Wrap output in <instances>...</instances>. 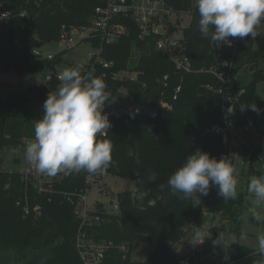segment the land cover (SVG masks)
<instances>
[{
  "label": "trees",
  "instance_id": "1",
  "mask_svg": "<svg viewBox=\"0 0 264 264\" xmlns=\"http://www.w3.org/2000/svg\"><path fill=\"white\" fill-rule=\"evenodd\" d=\"M3 1L14 17L0 45V81L25 82L27 91L0 95V151L7 146L25 147L27 139H35L34 126L43 116V103L61 85L58 79L40 84L38 73L47 68L56 70L57 65H62L63 56L42 59L34 54V49L44 43H57L64 27L71 31L92 25L96 8L104 4V0ZM165 1L178 16L177 24L183 22V15L190 17L188 26L179 29L172 25L171 32H182L176 53H185L190 58L193 71L178 69L164 51L157 49L158 36L140 38L135 18L119 16L128 32L106 47L104 57L114 61L118 69L134 67L143 72L139 82L127 85L133 88L146 111L131 121L112 119L107 132L97 137L98 141L113 146L108 168L102 174L66 173L54 183L51 194L39 193L19 173L0 171V249L15 247L18 261L26 258L28 247L39 249L56 244L53 258L46 264H84L77 248L78 235L84 231L97 242L113 240L128 245L126 252L111 250L105 264H193L195 256L184 255L176 246L183 242L186 227H200L203 210L194 205L195 195L191 199L172 195L167 180L197 149L217 159L231 157L230 143L215 131L225 125V115L222 95L217 92L222 83L206 70L213 66H229L235 88L245 89L230 106L239 124L253 121L260 143L254 146L256 155L251 164L254 158L264 164V100L258 98L259 85L264 82V40L259 47H255V39L250 36L242 39L235 49L227 44L217 46L199 32L197 0ZM23 11L25 16H21ZM70 66L78 69L73 63ZM246 66L252 68L254 77L244 85L237 76ZM162 101L170 103L172 108L159 107ZM254 104L259 113L250 108L240 110ZM153 107L158 109L157 117L147 112ZM152 173L156 174L155 181L149 179ZM105 175L134 179L137 189L118 193L119 210L115 212L97 201L94 214L101 220L81 229L76 213L79 195L91 188L89 177ZM250 175L264 174L251 167ZM237 192L238 199L225 201L218 196V188L212 187L206 196V210L220 213L233 233H241L248 195ZM140 193H146L143 200L137 198ZM26 204L31 208L28 214ZM37 205L41 206L38 215L34 210ZM136 240L154 245L144 261L133 259L132 246ZM214 245L205 241L200 244L206 255L213 253ZM252 255L263 254L237 242L228 246L224 263L237 264Z\"/></svg>",
  "mask_w": 264,
  "mask_h": 264
},
{
  "label": "clouds",
  "instance_id": "2",
  "mask_svg": "<svg viewBox=\"0 0 264 264\" xmlns=\"http://www.w3.org/2000/svg\"><path fill=\"white\" fill-rule=\"evenodd\" d=\"M197 7L199 32L217 46H231L230 37L255 39L264 21V0H197ZM58 79L61 85L43 103V116L34 126L35 142H30L25 149L26 159L47 176L81 171L102 174L110 165L113 147L97 139L111 127L109 116L104 112L110 99L106 82L99 77L82 75L75 68L64 69ZM248 108L260 111L256 104L240 110ZM232 114L230 106L226 116ZM238 175L228 157L217 159L197 149L168 178L167 187L180 199L207 196L210 188L216 187L223 200H236ZM156 178L155 173L149 177L152 181ZM247 191L251 198L248 214L256 222L264 223V176L250 177ZM145 196L146 193H140L137 198L143 200ZM200 239L198 234L190 242L199 244L196 240ZM240 239H247V234L241 233ZM257 242L258 252L264 254V232L257 235ZM214 243L224 247L229 242L215 240ZM176 250L180 247L176 246Z\"/></svg>",
  "mask_w": 264,
  "mask_h": 264
},
{
  "label": "built area",
  "instance_id": "3",
  "mask_svg": "<svg viewBox=\"0 0 264 264\" xmlns=\"http://www.w3.org/2000/svg\"><path fill=\"white\" fill-rule=\"evenodd\" d=\"M96 13V19L93 24L88 27L73 28L71 31L64 27L60 40L57 43H65L68 47L70 44H75L77 41L74 40L72 35L73 31H77L79 35L78 42L80 44L89 45L93 52L88 54L86 63L74 64L82 75L99 77L106 82V91L110 94V99L106 102L104 112L108 114L109 120H135L145 109L136 93L133 92V88L130 89L127 83L135 84L139 82L143 72L134 67L130 69H118L114 61L105 59V49L118 40L121 35L128 32L127 26L119 20V16H131L135 18L138 23L141 32L140 38L146 39L151 35L158 36L156 37L157 49L164 51L174 61L178 69L192 72L193 66L190 58L185 53H176L182 35L179 33H172L171 27L172 25H176L180 28V24L176 23L178 16L172 12L165 0H104V4L96 8ZM25 14L26 11L21 12V16H25ZM13 17V11L6 7L3 0H0V45L4 40V34L9 29ZM229 40L231 41V46H227L235 49L242 39L230 37ZM34 54L39 58L48 60H55L57 56L54 54L44 55L41 48L34 49ZM61 66L62 65H57L56 70L47 68L50 70L49 73L45 74L42 79L38 77L40 84L58 79L61 73L58 69ZM223 67L218 68L213 66L210 69H206L208 72L217 76L222 83L217 89V92L222 95L224 102L225 125L219 127L215 131L216 133L222 134L230 143L232 148L231 157L238 156L239 159L242 158L243 164H245L247 160V162L251 164L253 155H256L255 147L251 145L248 140L250 132L255 128L253 121L250 120L247 124L241 125L238 122L235 112L232 115L226 116L227 108L238 101L239 96L245 92V89L237 90L234 85L235 81L230 74L231 68L229 66L227 68ZM71 68L73 67L70 66V69ZM179 90L180 87L177 88V92H179ZM55 92L56 91H53L49 94H54ZM176 97L177 96H175V98ZM159 107L167 109L172 108L170 103L165 101H162ZM147 112L152 117L158 116L157 108H148ZM106 132L107 129L103 134L98 136L104 135ZM30 142H35V139H27L26 146ZM2 164L3 159L0 157V171H5L2 168ZM8 172L19 173L32 182L39 193L45 194L53 193L54 183L60 181L66 175V173H58L56 176L41 174L29 161H27L25 170ZM103 177L105 176L89 177L88 183L91 188L79 195L76 213L81 220V229L83 226L96 224L101 220L100 216L94 214L97 212V206L92 208L88 202V194L97 184L103 183ZM66 196L70 197L68 194H66ZM70 199L73 201V197H70ZM18 204H21V202H18ZM106 207L108 210L115 212L119 210V203L117 201L114 207H109L108 205H106ZM24 208L27 214L30 213L31 208L29 205H24ZM34 210L35 214H40L41 206H35ZM77 248L84 264H105L107 255L111 250L119 249L126 252L129 249L126 243L116 244L113 240H102L97 242L87 237L84 231H80L78 235ZM188 253L195 256L193 264H199V254H202L199 245L192 244Z\"/></svg>",
  "mask_w": 264,
  "mask_h": 264
},
{
  "label": "rangeland",
  "instance_id": "4",
  "mask_svg": "<svg viewBox=\"0 0 264 264\" xmlns=\"http://www.w3.org/2000/svg\"><path fill=\"white\" fill-rule=\"evenodd\" d=\"M175 21V20H174ZM190 24V17L187 15H183V22L179 25L181 29L182 27H186ZM259 35L255 38V47H259L264 40V24L261 23L258 29ZM182 35V32H179ZM74 40L77 41L73 45H69V47L65 43H44L42 45V50L44 55L61 54L63 56L62 66L58 69L59 72H62L64 69H70V64H84L88 60V54L93 52L91 47L86 44H80L78 41L79 35L77 31H73ZM137 59V55H135ZM50 70L42 69L38 73V77L41 79L45 74L49 73ZM242 84L246 85L254 77V71L250 66L244 67L237 76ZM9 82L5 84L0 83V95L5 96L6 92H18V93H26L27 84L24 82L15 83L12 86ZM258 98L264 100V82L259 85L258 90ZM262 125V124H261ZM248 140L250 144L256 146L260 143L258 131L254 128L249 136ZM26 147H13L7 146L0 152V157L3 159L2 168L5 171H21L25 170L27 167V159L25 156ZM18 156V160L16 159ZM232 162L233 166L238 171L239 175L237 176L238 185L237 191L244 192L247 195L246 202L244 204V210L242 215V223L240 226V232L247 234V239H240L241 233L237 232L232 233L229 228V225L224 223L223 217L220 213H210L206 210V196L198 197L195 196L194 205L203 210L201 225L199 228L194 229L193 227H186L184 240L181 243L180 250L183 251L184 255L190 254V246L192 243L190 241L193 240L195 236L198 234L201 236L200 240H196V243H199V247L201 248V242H214L215 240L224 241L227 240L229 243L224 247L222 245H214L213 253L206 255V253L199 254L200 256V264H233V263H224V257L227 253V248L234 243H241L242 245L248 246L255 250H258V242L257 235L264 232V223H260L257 225L255 220H253L247 212V209L250 206V196L247 191V185L249 183L251 167H254L257 171L264 174V164L258 159L254 158L253 163L249 162L242 163V158L239 159L238 156H232L229 158ZM264 176V175H261ZM255 176V177H261ZM137 189L136 181L130 178H121L114 175H105L103 177V183L97 184L92 191H89L88 194V202L94 208L96 206L97 201L103 202L105 205L109 207H114L117 204V195L119 192L123 190H133ZM224 225L226 226V230H223ZM217 229V230H214ZM203 237H206L203 240ZM154 248L153 244L141 242L136 240L133 242L132 246V256L135 261H144L147 258L149 251ZM237 264H264V256L263 255H252L240 260Z\"/></svg>",
  "mask_w": 264,
  "mask_h": 264
},
{
  "label": "water",
  "instance_id": "5",
  "mask_svg": "<svg viewBox=\"0 0 264 264\" xmlns=\"http://www.w3.org/2000/svg\"><path fill=\"white\" fill-rule=\"evenodd\" d=\"M56 247V244L39 249L28 247L26 249V258L20 261H18L15 247L7 250L0 249V264H46L53 258V252Z\"/></svg>",
  "mask_w": 264,
  "mask_h": 264
},
{
  "label": "crops",
  "instance_id": "6",
  "mask_svg": "<svg viewBox=\"0 0 264 264\" xmlns=\"http://www.w3.org/2000/svg\"><path fill=\"white\" fill-rule=\"evenodd\" d=\"M0 83H1V84H5V83H8V82L0 81ZM9 83L11 84V85H9V86H12L13 84H15V83H12V82H9ZM0 152H1V151H0ZM260 176H261V175H260ZM223 220H224V219H223ZM224 223H225V220H224ZM255 223H256L257 225L260 224V223H258V222H256V221H255ZM263 226H264V225H263ZM232 233H233V232H232ZM232 244H233V243H232ZM181 245H182V244L180 243L178 247H180ZM181 252H183V251H181Z\"/></svg>",
  "mask_w": 264,
  "mask_h": 264
}]
</instances>
